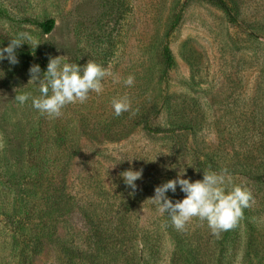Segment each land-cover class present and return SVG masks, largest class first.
Segmentation results:
<instances>
[{
  "label": "rangeland",
  "instance_id": "obj_1",
  "mask_svg": "<svg viewBox=\"0 0 264 264\" xmlns=\"http://www.w3.org/2000/svg\"><path fill=\"white\" fill-rule=\"evenodd\" d=\"M228 2L235 22L206 0H0V47L21 32L39 43L18 48L16 65L0 61V264H76L56 242L88 247L84 207L107 219L101 228L122 219L139 241L147 238L157 264H185L190 246L214 264H264V174L247 172L264 149V0ZM49 18L48 33L29 21ZM168 32L174 64L166 72ZM56 56L94 61L111 75L101 94L49 118L14 97H39L28 70L39 64L45 71ZM129 75L130 87L123 83ZM122 96L134 114L114 115L112 101ZM37 148L35 163L45 162L50 178L65 180L74 196L75 208L62 217L45 218L44 200L31 193L36 164L25 150ZM248 149H256L251 160ZM130 167L143 170L131 195L121 176ZM184 167L192 181L227 168L232 184L251 191L250 207L220 238L193 218L177 230V243L171 218L151 204L154 188Z\"/></svg>",
  "mask_w": 264,
  "mask_h": 264
},
{
  "label": "clouds",
  "instance_id": "obj_2",
  "mask_svg": "<svg viewBox=\"0 0 264 264\" xmlns=\"http://www.w3.org/2000/svg\"><path fill=\"white\" fill-rule=\"evenodd\" d=\"M29 42L34 49L39 45L29 33L21 32L9 39L6 46L0 47V61L7 60L10 65L18 64L16 50L24 44L29 45ZM28 71L29 81L40 84V96L34 97L31 92H23L15 95L14 99L20 105L30 100L34 109L49 118L60 117L69 104L85 103L93 92L101 94L102 81L111 75L105 67L94 61L79 65L62 61L61 56L49 57L43 72L39 64L31 65ZM134 79V76L129 75L123 83L130 87ZM112 108L115 116L124 112L134 114L135 111L127 96L114 99ZM128 161L131 164L132 159ZM142 172V169L132 170L130 167L121 173L125 185L132 189L130 195L135 193V182L142 178ZM177 188L184 195L182 199L174 200L167 193L175 194ZM149 200L160 214H167L171 218L176 230L186 231V226L193 218H197L206 221L211 235L220 238L222 233L236 226L243 216V210L250 207L253 196L248 188L232 184L227 168L220 172H203L202 179L192 181L186 177L184 167L174 179L156 186Z\"/></svg>",
  "mask_w": 264,
  "mask_h": 264
},
{
  "label": "trees",
  "instance_id": "obj_3",
  "mask_svg": "<svg viewBox=\"0 0 264 264\" xmlns=\"http://www.w3.org/2000/svg\"><path fill=\"white\" fill-rule=\"evenodd\" d=\"M221 9L225 15L231 20L236 21L237 15L234 13L228 0H206ZM180 20V14H177L173 20L171 28H175ZM38 25L43 32H50L55 26V20L49 18L44 22L29 20ZM169 32L166 34L161 48V54L165 63V71L167 72L174 64V57L170 47ZM256 149H248L247 153L252 159L253 151ZM40 149L25 150L27 163L34 164L35 156L40 153ZM260 154L263 153L262 162L255 165L256 169H249L247 172H260L264 174V149H259ZM73 155H71L72 157ZM42 160V159H40ZM252 162V161H251ZM36 166L31 174L34 183L31 187V193L42 198L45 203L43 216L45 218H59L73 211L75 208L74 196L68 191V185L65 180L54 182L50 178L53 174L45 166V162L35 163ZM29 172V170H27ZM66 171V170H65ZM51 175H49V174ZM93 208H82L83 217L91 225V233L87 238L86 245L88 247H73V244L67 245L63 239L57 238L56 244L65 248V252L75 261L76 264H157L153 259L156 248L149 244L148 239L144 238L139 241L136 233L128 228V225L122 220L113 222L112 227H100L105 217L100 218L95 215ZM95 210V209H93ZM24 211H28V208ZM109 223V220H108ZM167 224V223H166ZM174 241L179 243L180 234L172 227L168 226ZM75 246V245H74ZM199 250L195 247L189 249L185 264H214L210 261L201 260ZM78 261L80 263H78Z\"/></svg>",
  "mask_w": 264,
  "mask_h": 264
}]
</instances>
